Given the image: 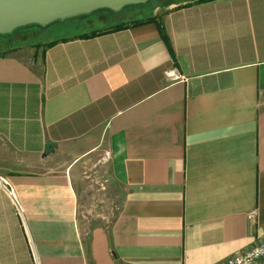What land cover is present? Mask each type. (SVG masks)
<instances>
[{"label":"crops","instance_id":"0c3cea01","mask_svg":"<svg viewBox=\"0 0 264 264\" xmlns=\"http://www.w3.org/2000/svg\"><path fill=\"white\" fill-rule=\"evenodd\" d=\"M150 18L0 56V264H221L264 240V0Z\"/></svg>","mask_w":264,"mask_h":264},{"label":"rangeland","instance_id":"374dc122","mask_svg":"<svg viewBox=\"0 0 264 264\" xmlns=\"http://www.w3.org/2000/svg\"><path fill=\"white\" fill-rule=\"evenodd\" d=\"M197 0H152L147 4L131 5L121 11L98 10L66 21L55 22L48 27H29L17 33L0 37V51L6 48H20L25 45L44 47L47 43L81 34H90L109 27L128 24L161 15L171 5H185Z\"/></svg>","mask_w":264,"mask_h":264},{"label":"water","instance_id":"95a60500","mask_svg":"<svg viewBox=\"0 0 264 264\" xmlns=\"http://www.w3.org/2000/svg\"><path fill=\"white\" fill-rule=\"evenodd\" d=\"M152 0H0V37L27 27H48L98 10L121 11Z\"/></svg>","mask_w":264,"mask_h":264},{"label":"built area","instance_id":"2783aa9c","mask_svg":"<svg viewBox=\"0 0 264 264\" xmlns=\"http://www.w3.org/2000/svg\"><path fill=\"white\" fill-rule=\"evenodd\" d=\"M168 80H181L184 77L177 74L175 70L168 71L166 73ZM0 187L11 197L15 198L13 188L11 187L9 181L0 176ZM251 218H255V213H252ZM221 264H264V240L255 244L249 250L235 254L229 257L226 261Z\"/></svg>","mask_w":264,"mask_h":264},{"label":"trees","instance_id":"16d2710c","mask_svg":"<svg viewBox=\"0 0 264 264\" xmlns=\"http://www.w3.org/2000/svg\"><path fill=\"white\" fill-rule=\"evenodd\" d=\"M209 1H214V0H197V1H195L194 3H202V2H209ZM191 4H193V3H188V4H185V5H180L179 6V8H181V7H185V6H189V5H191ZM149 20H151V18L149 19ZM149 20H147V21H149ZM125 25H127V24H123V25H119V26H116V27H113V29L112 30H116V29H120V28H122V27H124ZM39 27V26H38ZM27 28H29V27H27ZM22 29H26V28H22ZM19 30H21V29H19ZM18 30V31H19ZM102 32V31H101ZM100 32V33H101ZM15 33H17V31L15 32ZM14 33V34H15ZM93 35V34H92ZM89 35H84V36H82V37H88ZM162 38L164 39V41L168 44V46H169V42H168V38H167V35H166V33H165V30H163L162 29ZM58 42H60V41H55V42H50V43H48V44H46V46H51V45H54V44H57ZM16 48H6L5 50H1L0 51V56H3V55H7L9 52H11V51H13V50H15Z\"/></svg>","mask_w":264,"mask_h":264}]
</instances>
